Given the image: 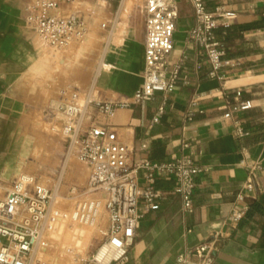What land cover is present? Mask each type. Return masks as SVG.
Here are the masks:
<instances>
[{
    "label": "crops",
    "instance_id": "0c3cea01",
    "mask_svg": "<svg viewBox=\"0 0 264 264\" xmlns=\"http://www.w3.org/2000/svg\"><path fill=\"white\" fill-rule=\"evenodd\" d=\"M28 1L0 0V196L4 193L0 200L17 177L20 105L33 103L35 72L46 61L44 41L25 19ZM94 1L90 7L80 3V9L70 8L71 4L67 9L84 17V6L88 7V23L91 18L105 32L95 68L96 95L125 99L143 82L146 28L141 6L145 0L138 12L121 0ZM173 1L179 17L169 66L183 55L187 57L177 87L167 94L168 104L159 121H154L159 96L118 107L112 117L95 110L92 116L99 124L117 130L129 145L133 161L143 155L141 143L145 140L150 142L149 156L158 160L179 154L182 141L189 140L196 159L209 169L196 177L192 212L182 211L175 180L168 175L158 177L155 186L163 190L165 198L159 209L147 212L139 222L125 264H197L194 254L188 263L179 262L178 256L215 234L209 264H264L263 217L236 226L230 221L234 206L247 204L249 209L253 200L264 196V0H208L210 10L225 5L237 14L231 25L215 29L223 39L226 58L233 63L215 77L209 74L210 62L199 55L196 42L188 34L195 24L191 1ZM115 16L122 24L110 35L101 23ZM102 62L109 67L101 66ZM195 98L194 120L183 128L184 114ZM245 100L250 101L249 108H235ZM6 121H15L14 126ZM238 123L246 131L241 137L236 136ZM249 181L254 182V190L245 187ZM240 192L246 193L244 201L237 200Z\"/></svg>",
    "mask_w": 264,
    "mask_h": 264
},
{
    "label": "built area",
    "instance_id": "2783aa9c",
    "mask_svg": "<svg viewBox=\"0 0 264 264\" xmlns=\"http://www.w3.org/2000/svg\"><path fill=\"white\" fill-rule=\"evenodd\" d=\"M74 1L29 0L26 4V22L54 51L82 42L88 33L86 18L76 10L67 9ZM190 1L195 24L188 29V34L196 42L199 55L210 62V76H220V70L233 63L226 58L223 39L215 34V29L231 25L237 14L225 5L210 10L208 0ZM141 9L146 28L142 84L130 97L118 100L98 97L94 82L86 90L77 85L71 90H63L59 106L51 109L50 115L61 124L66 142L64 165L71 157L83 162L88 170L86 184L80 187L70 183L63 189V176L54 185L44 183L32 174L17 176L7 195L0 200V264H43L38 252L48 247V235L57 231L63 221L93 223L98 219L106 223L105 237L81 264H125L139 222L147 212L159 209L165 198L163 190L155 186L161 175L175 180L174 190L181 196L182 211H193L196 177L207 172L209 167L196 159L189 140H183L181 152L167 160L152 159L150 142L145 140L141 143L143 155L133 161L129 145L121 140L117 130L99 124L92 116L95 110L112 117L118 107L159 96L161 102L154 117L157 122L166 110L167 94L177 87L187 57L183 55L169 66L178 7L173 0H145ZM121 24L119 16H115L113 20L103 21L101 26L111 35ZM101 66L109 67L103 62ZM197 102V98L191 100L183 117V128L194 120ZM250 106V101L245 100L235 108ZM244 134L246 131L238 123L236 136ZM245 187L254 190L255 184L249 181ZM245 197L246 193L240 192L237 200L244 201ZM247 209V204L233 207L230 221L234 226ZM216 237L217 234L180 253L178 261L188 263L190 255L194 254L197 264H209ZM107 247L110 248L107 258H100V253Z\"/></svg>",
    "mask_w": 264,
    "mask_h": 264
},
{
    "label": "rangeland",
    "instance_id": "374dc122",
    "mask_svg": "<svg viewBox=\"0 0 264 264\" xmlns=\"http://www.w3.org/2000/svg\"><path fill=\"white\" fill-rule=\"evenodd\" d=\"M126 7L135 12L144 0H124ZM94 0H76L69 7L80 9L85 3L90 7ZM84 6L83 15H89ZM100 22V16L95 17ZM105 32L100 24L89 19V29L85 39L77 44L54 51L44 42L45 64L35 72V99L28 105H20L18 125V171L32 174L42 182L54 185L63 176V189L70 183L80 187L86 184V165L71 157L64 165L65 141L59 120L50 115L57 109L63 90H71L74 85L88 89L96 76V61L102 53ZM22 106L24 108H22ZM14 126L15 121H6ZM3 156V153H0ZM9 153L7 154V158ZM4 160V165L7 159ZM9 185V184H8ZM5 185V186H8ZM144 187L145 185H141ZM4 193L0 196L3 197ZM99 226H89L81 222L63 221L57 231L48 235L49 245L41 249L38 258L43 264H81L83 257H89L104 239L106 223L102 219Z\"/></svg>",
    "mask_w": 264,
    "mask_h": 264
},
{
    "label": "trees",
    "instance_id": "16d2710c",
    "mask_svg": "<svg viewBox=\"0 0 264 264\" xmlns=\"http://www.w3.org/2000/svg\"><path fill=\"white\" fill-rule=\"evenodd\" d=\"M258 217H263L262 226L264 229V196L251 202L248 211H246L239 224L241 225L245 222L251 223L257 221Z\"/></svg>",
    "mask_w": 264,
    "mask_h": 264
},
{
    "label": "bare ground",
    "instance_id": "6f19581e",
    "mask_svg": "<svg viewBox=\"0 0 264 264\" xmlns=\"http://www.w3.org/2000/svg\"><path fill=\"white\" fill-rule=\"evenodd\" d=\"M60 123V122H59ZM76 222H80V221H76ZM82 224H85V225H89V226H99L100 224V222H99V219L97 220V221H95V222H93V223H86V222H81ZM104 231V233L106 232V229L105 230H103ZM109 247H107L106 249H104L101 253H100V255H99V257L100 258H102V259H106L107 258V253L109 252ZM39 253V252H38ZM38 256V255H37ZM86 258H88V257H83V259H86Z\"/></svg>",
    "mask_w": 264,
    "mask_h": 264
}]
</instances>
